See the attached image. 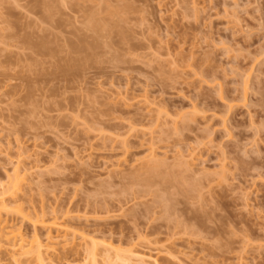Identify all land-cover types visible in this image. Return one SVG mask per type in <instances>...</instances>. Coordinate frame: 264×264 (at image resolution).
I'll return each mask as SVG.
<instances>
[{
	"label": "rangeland",
	"instance_id": "374dc122",
	"mask_svg": "<svg viewBox=\"0 0 264 264\" xmlns=\"http://www.w3.org/2000/svg\"><path fill=\"white\" fill-rule=\"evenodd\" d=\"M1 203L0 264H264V0H0Z\"/></svg>",
	"mask_w": 264,
	"mask_h": 264
},
{
	"label": "bare ground",
	"instance_id": "6f19581e",
	"mask_svg": "<svg viewBox=\"0 0 264 264\" xmlns=\"http://www.w3.org/2000/svg\"><path fill=\"white\" fill-rule=\"evenodd\" d=\"M92 19H93V18H91V20H92ZM94 20H95V19H94ZM95 21H96V20H95ZM90 23H91V25L93 24V27H95L94 25H95L97 22H96V23H95V22H93V23L90 22ZM97 24H98V23H97ZM91 25L89 24V26H91ZM95 28H96V27H95ZM97 28H98V26H97ZM97 28H96V29H97ZM45 46H47V45H45ZM44 48H45V47H44ZM46 48H47V47H46ZM91 51H92V50H91ZM83 54H84V53H83ZM243 92H244V91H243ZM242 97H243V96H242ZM242 97H241V98H242ZM243 98H244V97H243ZM251 115H252V114H251ZM251 118H253V117H250V116H249V119H250V120H251ZM250 123H251V122H250ZM253 124H254V123H253ZM258 126H259V125H258ZM251 127H252V126H251ZM251 127H250V128H251ZM253 128L256 129V127H252L251 129H253ZM254 131H255V130H254ZM257 131H258V130H257ZM255 132H256V131H255ZM254 134H255V133H254ZM256 134L258 135L257 132H256ZM243 150H244V149H243ZM243 150H242V151H243ZM251 150H252V149H251ZM244 151H246V149H245ZM253 152H254V151H253ZM242 153H244V152H242ZM245 154H246V153H245ZM243 157H244V156H243ZM259 166H260V165H259ZM256 167H257V166H256ZM254 170H255V169H254ZM260 171H261V170H260ZM258 177H259V176H258ZM17 183H18V182L15 181L14 184H16V185H14V184H13V185H14V186H17V185H18ZM6 207H7V205H5V203H1V204H0V211H2V210H7ZM37 244H38V245H37V248H36V249H37V250H36L37 257H38V258H41V257H42V253H41V252H42V251H41V244L38 243V242H37Z\"/></svg>",
	"mask_w": 264,
	"mask_h": 264
}]
</instances>
